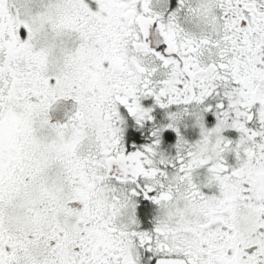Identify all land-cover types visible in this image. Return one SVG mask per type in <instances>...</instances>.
Masks as SVG:
<instances>
[{"label": "snow or ice", "instance_id": "obj_1", "mask_svg": "<svg viewBox=\"0 0 264 264\" xmlns=\"http://www.w3.org/2000/svg\"><path fill=\"white\" fill-rule=\"evenodd\" d=\"M0 264H264V0H0Z\"/></svg>", "mask_w": 264, "mask_h": 264}]
</instances>
